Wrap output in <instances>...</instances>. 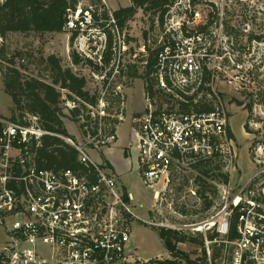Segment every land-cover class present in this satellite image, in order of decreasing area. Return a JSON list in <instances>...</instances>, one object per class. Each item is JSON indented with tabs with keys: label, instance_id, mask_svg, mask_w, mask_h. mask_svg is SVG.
Instances as JSON below:
<instances>
[{
	"label": "built area",
	"instance_id": "obj_1",
	"mask_svg": "<svg viewBox=\"0 0 264 264\" xmlns=\"http://www.w3.org/2000/svg\"><path fill=\"white\" fill-rule=\"evenodd\" d=\"M251 4L254 0H175L168 8L150 74L153 90H145L144 108L132 116V141L150 188L168 184L181 162L217 157L233 162L230 111L220 83L238 90V77H227L228 53L219 48L215 32L201 29L215 18L223 20L219 6L240 12ZM205 8L216 9L217 17ZM91 10L80 3L69 10L66 31L78 33L79 51L88 56L93 48L101 52L102 63L108 37L95 25ZM111 22L112 31H118ZM111 50L121 58L128 49L123 42ZM240 68L233 62L234 70ZM112 96L124 104L122 85ZM99 103L105 106L103 98ZM24 121L0 114V264H128L131 229L119 216L133 214L129 203L134 197L126 191V201L108 165L92 158L116 142V131L107 133L100 122L98 132L84 136L86 143L59 135L91 168L92 178L73 170L39 169L31 147L49 133L37 126L36 117L29 118L31 124ZM254 160L255 171L235 189L226 186L215 215L195 226L203 234V246L192 259L197 264H264V161ZM162 190L154 191L155 200Z\"/></svg>",
	"mask_w": 264,
	"mask_h": 264
},
{
	"label": "rangeland",
	"instance_id": "obj_2",
	"mask_svg": "<svg viewBox=\"0 0 264 264\" xmlns=\"http://www.w3.org/2000/svg\"><path fill=\"white\" fill-rule=\"evenodd\" d=\"M3 1L0 0V2ZM79 2L83 8L91 7L96 12L102 11V8L109 13L130 5V0H106V5L103 4V0H79ZM251 5L252 7L241 8V13L229 12L227 6H219L218 9L220 13L222 11L224 18L220 21H216L215 18V22L209 29L210 32H215L216 42L219 40L221 51L228 53L225 60L228 67L226 75L228 78L238 77L235 79V86L239 89L236 90L233 85L220 83L230 111L232 148L236 155H234L235 158L233 157V162L228 157L223 158L224 171L230 177L229 184H220L219 178L216 180L207 178L209 184L217 187L218 196L209 193V196L214 199V204L205 211L203 210L204 200L197 194L199 188L196 179L200 173L194 169L195 163L181 162L174 166L168 184H157L154 188H150L146 185L140 170L137 144L132 141V116L141 111L145 104L146 81L143 75L146 70L145 61L148 59L149 50H156L163 36L164 29L157 17L144 14L140 10L123 29L118 28V31L113 32L112 27H108L111 41L107 32L105 33L108 43L111 42V48L109 62L105 63L102 60L103 64L99 62L101 52L96 48H93V54L88 56L79 51L75 42L71 45L70 32L15 33L10 34L0 43L3 56L10 61L8 63L7 60L0 59L1 115L8 118L18 116L12 99L5 90L6 67L19 69L25 79L39 78L51 83V73L47 64V58L50 55L61 58L64 69L71 68L77 75L85 77L86 89L91 94H96L99 99L103 98L105 106L99 103L97 108L88 107V110L92 111L94 117L99 116V121L102 117L100 122L104 128L116 127L117 140L110 147L101 149L99 153H93L92 158L102 164L108 163L106 161L108 157L118 171L125 173L121 182L114 170H111L120 190L125 189V186L134 197V200L129 203L133 214L119 216L131 229L130 242L126 250L128 264H140L145 260L172 259L171 253L164 247L159 236L160 228L175 229L188 236L200 238L201 234L195 230V226L215 215L219 209L218 204L224 188L227 186L229 189H235L241 181L248 178L255 171L254 159L264 161V0H254V4ZM205 9L213 10L217 17L216 9ZM123 42L128 50L119 58L111 49L115 45H122ZM73 51L80 59L78 64L73 63L71 57ZM233 62L239 63L241 68L234 70ZM112 76L114 79L109 85L108 81ZM117 85H122L125 98L123 105L112 96ZM63 93L67 94L66 91ZM63 107L66 114L64 122L71 137L86 143L78 116L74 117L71 113L74 107L73 102L66 101ZM76 107L81 109L80 112L87 110H84L81 104H77ZM102 111L104 114H101ZM121 113L123 119L119 118ZM115 119L119 120L118 125L111 124ZM26 120L28 121L29 118ZM259 147L261 150H258ZM160 189L163 190L159 199L155 200L154 191ZM178 247L195 260L202 246L189 241L178 244Z\"/></svg>",
	"mask_w": 264,
	"mask_h": 264
},
{
	"label": "trees",
	"instance_id": "obj_3",
	"mask_svg": "<svg viewBox=\"0 0 264 264\" xmlns=\"http://www.w3.org/2000/svg\"><path fill=\"white\" fill-rule=\"evenodd\" d=\"M174 2L175 0H130V5L115 10L112 13V18L109 12L102 8V11L91 10V13L95 20V25L107 32L109 41H111V35H109L110 33H108L107 29L114 26L111 19L115 21L118 28L123 29L141 10L144 14L157 17L163 27L165 14ZM79 3V0H4L0 2V38L1 40H6L10 34L15 33L59 34L67 32L68 12L69 10L74 11ZM212 24L213 21H210L201 30L206 31ZM77 36V32L71 35V45ZM110 48L111 42L108 43L107 51L102 58L105 63L109 62ZM71 57L74 64L80 62L78 55L74 51L71 53ZM0 59L10 62L3 56L2 48H0ZM155 61L156 50H149L148 59L145 61L146 70L143 74L146 81V91L153 90L154 85L150 74L154 70ZM88 62L92 64L90 60ZM47 64L51 73V83L39 78L25 79L19 69L6 67L4 71L5 90L12 99L15 112L18 113V116L14 115L12 119L24 121V118L36 117L37 126L49 133L43 135L39 143H35L31 147V152L34 154V159L39 169L53 171L73 170L93 178L91 168L80 163L77 151L60 138L59 135L71 137L65 126L64 118L66 114L63 107V104L69 100L73 102L74 106L71 113L74 117L78 116L83 134L86 136L89 133L98 132L99 116L96 115L94 117L88 107L97 108L100 99L96 94H91L86 89L87 81L85 77L77 75L71 68H63L61 58L50 55L47 58ZM64 91L67 94L63 93ZM116 99L121 103L120 97ZM77 104H81L84 110L87 109L86 112H80L81 109L76 107ZM24 123L31 124L29 120L24 121ZM111 124L118 125L119 120L115 119ZM104 130L107 133L115 132L116 127L104 128ZM230 137L233 138L231 131ZM107 165L111 168L109 163ZM193 167L200 173L196 179L199 188L197 194L204 200L203 210L205 211L214 204V199L209 196V193L218 196L217 187L209 184L207 178L214 180L219 178L220 184L227 185L230 182V177L224 171L225 163H223V158L221 157L198 161L193 164ZM125 196L126 201H128L126 191ZM236 222V217H234L231 224L232 233L235 231ZM159 236L164 243V247L172 255V259L161 261L160 264H197L196 261L190 258L189 254L179 249L178 244L191 241L203 246L202 235H200V238H196L175 229L160 228ZM210 237L213 238L214 235L210 234Z\"/></svg>",
	"mask_w": 264,
	"mask_h": 264
},
{
	"label": "crops",
	"instance_id": "obj_4",
	"mask_svg": "<svg viewBox=\"0 0 264 264\" xmlns=\"http://www.w3.org/2000/svg\"><path fill=\"white\" fill-rule=\"evenodd\" d=\"M143 110V109H142ZM141 110V111H142ZM141 111H139V112H141ZM65 126H66V128H67V125H66V123H65ZM67 130H68V128H67ZM68 132H69V130H68ZM70 133V132H69ZM71 134V133H70ZM111 149V148H110ZM106 161L110 164V166H111V170H114V173H115V175H116V177L118 178V179H120L121 180V182H122V179H123V177H124V175H125V173L123 172V171H118V169H117V167H116V165L114 164V163H112L109 159H108V157H106ZM107 163V164H108ZM124 190L125 191H127V188L124 186ZM128 192V191H127ZM129 193V192H128ZM131 194V193H130ZM133 196V195H132ZM142 205V204H141Z\"/></svg>",
	"mask_w": 264,
	"mask_h": 264
}]
</instances>
